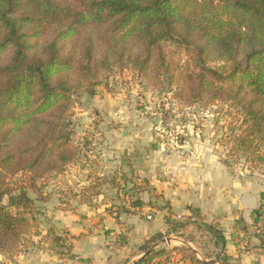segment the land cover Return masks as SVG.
<instances>
[{"label":"trees","instance_id":"obj_1","mask_svg":"<svg viewBox=\"0 0 264 264\" xmlns=\"http://www.w3.org/2000/svg\"><path fill=\"white\" fill-rule=\"evenodd\" d=\"M168 48L183 53L184 62L172 59ZM114 69H130L153 85L166 76L187 106L230 104L244 127L235 137L237 150L264 165V0H0V253H20L32 228L26 215L33 201L23 189L13 193L8 179L61 173L75 161L67 121L73 96H93L96 82ZM130 204L144 206L140 199ZM261 211H254L255 220ZM188 212L177 225L168 211L165 233L202 222L199 210ZM201 226L225 245L221 231ZM53 233L46 237L63 246ZM154 239L138 247L143 256L133 264L188 251L150 250Z\"/></svg>","mask_w":264,"mask_h":264},{"label":"rangeland","instance_id":"obj_2","mask_svg":"<svg viewBox=\"0 0 264 264\" xmlns=\"http://www.w3.org/2000/svg\"><path fill=\"white\" fill-rule=\"evenodd\" d=\"M167 51L175 61L184 62L183 53L169 48ZM94 91L93 96L76 93L67 116L78 149L75 161L61 173L33 178L24 172L8 179L13 193L23 189L34 208L26 215L32 228L22 239L20 253L10 256L0 253V264H17L13 257L36 251L61 253L62 263L71 264L68 257L72 242L59 227L71 224L77 212L79 218L87 220L86 211L94 213L90 215L93 219L101 217L103 209L111 214L122 209L135 211L130 203L136 199L147 202L153 209L167 207L155 196L148 179L139 175L140 170L147 173L143 160L155 157L158 152L183 160L188 159L187 152L193 153L189 158L195 157L196 145L207 143L212 149L210 154L219 156L229 169L264 170V165L251 163L249 153L237 150L235 137L244 127H240L241 116L230 104L184 105L175 96L176 84L166 76L161 75L153 85L130 69H114L105 74L96 82ZM3 203L7 205V198ZM55 210H60V215ZM10 211L15 213L13 209ZM182 222L176 220L177 225ZM50 230L64 239L63 246L52 244V236L46 237ZM179 232L170 237L158 233L160 236L151 242L154 244L150 243V250L171 251L190 240L198 255L219 254V244L215 248V240L197 231L194 225L179 228ZM184 255L191 256L186 251ZM187 257L183 261L179 257L170 261L169 257L160 258L153 264H188Z\"/></svg>","mask_w":264,"mask_h":264},{"label":"crops","instance_id":"obj_3","mask_svg":"<svg viewBox=\"0 0 264 264\" xmlns=\"http://www.w3.org/2000/svg\"><path fill=\"white\" fill-rule=\"evenodd\" d=\"M196 149L195 157L188 159L165 157L158 152L155 157L143 160L147 173L140 170L139 175L148 179L155 196L164 201L167 207L153 209L140 199L144 206L141 210L130 211V214L123 213V210L111 214L103 209L101 217L93 219L90 215L94 216V213L86 211L87 215L84 216L88 219L84 220L77 215L79 212L73 213L71 224L63 223L59 227L65 230L72 242L71 254L76 258L69 263L133 264L142 255L138 247L160 235L158 233L166 232L165 217L168 211L172 219L184 220L189 216L188 208L191 207L199 210L203 223L213 225L222 232L225 245L222 247L214 242L217 249L219 244V257L225 256L230 264H264V235L255 233L262 222L261 214L257 220L253 214L262 207L264 170L229 169L222 164L219 156L210 154L212 149L207 143H199ZM54 213L60 215L61 212L55 210ZM239 221L243 224L237 225ZM202 222L192 220L188 225H194L197 231H203L213 238L203 230ZM180 233L169 234V237ZM182 243L183 247L179 248L188 250L186 252L200 264H220L216 256L196 254L197 250L190 240ZM184 254L172 252L170 259L179 257L183 261L187 257ZM59 255L36 251L13 259L17 264H63L64 260ZM77 259L87 262H78ZM187 261L189 264L188 257Z\"/></svg>","mask_w":264,"mask_h":264},{"label":"built area","instance_id":"obj_4","mask_svg":"<svg viewBox=\"0 0 264 264\" xmlns=\"http://www.w3.org/2000/svg\"><path fill=\"white\" fill-rule=\"evenodd\" d=\"M186 156L189 158L190 156H193L192 152H187ZM261 224L257 226L255 233L257 235H264V198L262 202V211H261Z\"/></svg>","mask_w":264,"mask_h":264}]
</instances>
